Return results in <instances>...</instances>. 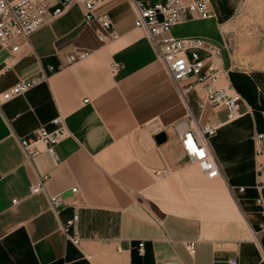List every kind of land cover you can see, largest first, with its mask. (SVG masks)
<instances>
[{
    "label": "crops",
    "instance_id": "crops-1",
    "mask_svg": "<svg viewBox=\"0 0 264 264\" xmlns=\"http://www.w3.org/2000/svg\"><path fill=\"white\" fill-rule=\"evenodd\" d=\"M209 1L213 18L185 13L171 34L221 48L219 85L230 83L241 97L237 119L228 121L224 110L199 114L193 102L199 87L191 96L194 118L216 128L209 142L224 177L215 179L187 162L178 134L192 121L144 32L133 27L126 0L100 4L116 40L99 42L74 4L13 48L0 44V73L13 56L0 75V93L17 80L47 76L0 103V264H213L231 257L262 264L256 243L264 249V187L256 171L262 158L253 137L264 129L250 104L264 99V13L257 16L262 22L244 29L233 19L235 0ZM75 50L89 55L66 64ZM57 117L69 135L55 146L56 161L42 152L27 163L18 139L40 127L55 129ZM40 178L44 189L31 194ZM55 195L64 200L59 220L78 208L76 246L66 242L50 210Z\"/></svg>",
    "mask_w": 264,
    "mask_h": 264
},
{
    "label": "built area",
    "instance_id": "built-area-1",
    "mask_svg": "<svg viewBox=\"0 0 264 264\" xmlns=\"http://www.w3.org/2000/svg\"><path fill=\"white\" fill-rule=\"evenodd\" d=\"M133 13V27L144 32L146 39L154 50L156 57L164 67L166 74L174 85L187 113L192 126L182 127L178 137L187 162L196 166L199 172L207 179L224 177L222 167L217 160L210 145V138L215 134L216 128L209 125L202 126L195 119L191 109V96L196 87L201 90L200 95L193 98L194 105L201 115L206 108L224 110L227 120L237 119L240 95L230 83L219 85L223 68L220 62L222 50L211 41L199 37L177 38L171 34L172 28L178 25L181 16L185 13L201 20L214 17L209 0H189L183 4L181 0H126ZM102 0H0V44L6 48H13L19 39H26L38 29L52 23L66 8L79 4L82 8V24L92 27L99 42L116 40L119 35L107 14L100 11ZM88 51L75 50L66 55V64L71 65L85 60ZM13 56L10 54L7 62ZM5 63L1 73L9 71V63ZM115 64H112V68ZM49 71H54L49 67ZM0 73V75H2ZM47 76L41 74L24 80H17L13 85L0 93V103H6L19 98L46 80ZM228 79L227 77H225ZM85 102V101H84ZM55 129L49 131L44 127L35 130L30 136L19 138V146L27 163L45 152L55 162V146L68 137L63 119L57 117L52 120ZM161 131L160 126L153 132ZM255 156L262 161L257 164L256 171L262 179L260 186L264 187V133H257L253 137ZM167 173V171H165ZM44 179L29 188L31 194L44 189ZM230 190L235 193L234 188ZM243 191V188H239ZM70 193H78L77 187L70 189ZM237 199V198H236ZM50 210L59 220V214L64 206L61 195L48 198ZM257 204L263 207L262 199ZM16 203V200L13 201ZM79 220L78 208L73 206L72 215L61 221L60 231L66 242L78 245L80 238L77 231ZM264 233V226L260 225ZM261 263L264 264V249L259 242ZM139 251L143 253V244H138ZM190 255L194 254V242L186 244ZM213 264H239L237 258L231 257L224 262L213 261Z\"/></svg>",
    "mask_w": 264,
    "mask_h": 264
},
{
    "label": "rangeland",
    "instance_id": "rangeland-1",
    "mask_svg": "<svg viewBox=\"0 0 264 264\" xmlns=\"http://www.w3.org/2000/svg\"><path fill=\"white\" fill-rule=\"evenodd\" d=\"M231 1V0H230ZM234 1V0H232ZM232 4L235 7L233 19H239V23L244 26V29L257 26L261 20L257 19L258 14L264 13V5L261 0H235ZM254 111L256 122L261 124L264 129V99L250 104Z\"/></svg>",
    "mask_w": 264,
    "mask_h": 264
},
{
    "label": "water",
    "instance_id": "water-1",
    "mask_svg": "<svg viewBox=\"0 0 264 264\" xmlns=\"http://www.w3.org/2000/svg\"><path fill=\"white\" fill-rule=\"evenodd\" d=\"M156 141H157V143H162L163 141H165V135L164 134H159V135H157L156 136Z\"/></svg>",
    "mask_w": 264,
    "mask_h": 264
}]
</instances>
